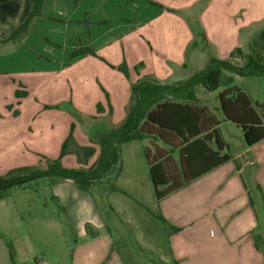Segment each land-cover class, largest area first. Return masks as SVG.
<instances>
[{"label": "crops", "instance_id": "0c3cea01", "mask_svg": "<svg viewBox=\"0 0 264 264\" xmlns=\"http://www.w3.org/2000/svg\"><path fill=\"white\" fill-rule=\"evenodd\" d=\"M23 1L25 4L19 9L18 18V9L6 2L7 10L0 12V20L16 19V22H21L30 8L29 0ZM151 1L159 6L148 0H77L76 3L72 0H43L42 14L32 21L27 35L15 41L16 45L10 49L0 51V85L4 80L9 81L13 86L10 94H15L16 89L26 91L25 96L2 99V105L16 103L13 107L20 111L22 117L24 109L33 107L40 110V105L34 102L39 94L29 89L24 81L36 82V90L39 91L40 83L51 84L48 88L52 89L55 81L91 83L101 72L105 76L103 91L99 89L100 94H86L82 100L74 101V106H87L90 115H107L106 91L111 102L110 121L119 125L129 101V81L121 72L95 56L84 54L69 60L68 53L73 46H88L112 65L125 60L130 81L144 74L169 81L175 72L192 63L190 55L195 51L185 57V47L191 37L189 30L164 6L188 8L197 0L182 3L177 0ZM224 2L236 3L237 6L228 11V5L213 6L216 0H211L200 14L219 58L228 57L239 46L236 42L239 28L264 18V0ZM238 9H241L240 15L247 14L241 22ZM208 11L209 16L206 15ZM50 17L62 21H54ZM50 46H53L51 50ZM55 46L63 48L61 56L52 53ZM48 50L51 52L48 53ZM139 62L143 63V67L137 75L134 66ZM77 63L81 64L80 71L76 73ZM110 76L113 79H109ZM60 95L57 99L66 98L65 94ZM97 102L102 103V113L96 112ZM217 119V130L226 143L231 159L157 202L158 212L166 220L163 223L170 231L169 264H264V139L252 146H248L243 139L246 146L240 145V149L234 152L222 132L226 121H222V117ZM31 128L30 131L24 125L19 135L18 128L13 127L2 136L5 138L0 140V173L4 174L14 167L37 166L41 157L35 150H38L36 146L40 145L44 128L36 120L31 122ZM78 131L75 125L73 134L80 145H93L87 134L85 137ZM12 155H18L13 158L16 163L8 165ZM69 155L73 154L64 155L62 159ZM19 156L22 159L17 161ZM246 178L250 180V185ZM171 226L180 230L172 231ZM84 258L89 264H124L117 252H88Z\"/></svg>", "mask_w": 264, "mask_h": 264}, {"label": "rangeland", "instance_id": "374dc122", "mask_svg": "<svg viewBox=\"0 0 264 264\" xmlns=\"http://www.w3.org/2000/svg\"><path fill=\"white\" fill-rule=\"evenodd\" d=\"M183 1L185 0H177L179 3ZM210 1L197 0L188 8L164 6L167 12L175 14L189 30L191 37L185 47V57L195 51V54L190 55L192 63L185 69L175 72L167 81L168 83L190 77L205 66L210 55H217L211 36L206 34L208 30L200 17ZM6 2L18 9L16 10V18H18L19 9L24 6V1L0 0V12L7 10ZM227 5L228 11L237 6L236 3L225 4L224 0H216L213 6ZM240 12L241 9H238V14ZM209 14L210 11L206 15L209 16ZM238 16L240 22L247 18L246 13ZM18 23L16 19L0 20V51L8 50L16 45L14 40L4 39ZM261 29H264V18L239 28L236 42L243 49L244 55H235L234 63L238 65L245 63V54L250 51L251 40ZM50 47L51 50L53 46ZM158 47L161 49L160 44ZM53 49L52 53L55 55L61 56L64 53L63 48L55 46ZM50 50L48 53L51 52ZM256 53L261 60H264V42L257 47ZM128 56L131 55L128 53ZM123 61L125 60H121ZM80 64L77 63L74 69L76 73L80 71ZM142 67H139V72L135 70L134 72L139 75ZM227 76L233 79L231 85L239 87L254 101H264V75L238 76L224 72L223 78ZM104 77L101 72H98L97 78L91 83L70 81L65 84L55 81L52 84L54 89L48 88L51 84L40 83L39 91L36 90V82L26 80L24 82L28 88L39 94L34 102L40 105V110L37 111L33 107L24 109L22 117L20 111L13 107L16 103L6 102V106L2 105V99L8 100L10 96H15L10 94L13 86L9 81L4 80L0 85V140L4 139L5 137L2 136L13 127L18 128L17 133L20 135L24 125L31 131L33 120L41 122L44 129L40 145L36 146L38 150H35V153L41 157L36 164L37 167H44L46 166L44 157L58 156L59 146L67 135L71 122H74L79 129L78 132L85 137V129L97 137L98 133H103L108 127H116L110 119L105 118L106 115H92L99 116L100 120H88L86 117L90 114L87 111L90 109L87 106L86 108L74 106V101L82 100L86 94H100V90L103 91ZM21 85L24 87V84ZM222 89L223 85L213 91H208L200 85L195 89L196 97L209 107L216 118L222 117L218 100V93ZM60 94H65L66 98L57 99L61 97ZM34 102L32 101V104ZM61 103L68 104L70 107H62ZM18 104L17 101V106ZM72 110L78 114L77 118L71 113ZM222 132L226 135L234 152L240 149V145L246 146L241 129L231 121H226V125L222 126ZM147 144L149 145L147 141L141 140L121 144L119 175L114 179L113 176L107 180L103 179L97 185L96 193L82 190L73 182L55 177L37 179L26 186H14L6 191L0 199V264H89L84 258L86 253L107 251L119 253L124 264H169L168 234L170 231L166 224L156 217L159 213L158 201L144 154V147ZM93 145L96 151L88 164L95 162L97 157L98 145L94 143ZM74 156L69 155L64 160L61 158V163L66 167H77ZM17 157L18 155L9 156L7 164L16 163L13 158ZM21 159L22 157L19 156L17 161ZM245 180L250 185V180L248 178ZM111 184L116 185V191L110 190Z\"/></svg>", "mask_w": 264, "mask_h": 264}, {"label": "trees", "instance_id": "16d2710c", "mask_svg": "<svg viewBox=\"0 0 264 264\" xmlns=\"http://www.w3.org/2000/svg\"><path fill=\"white\" fill-rule=\"evenodd\" d=\"M43 0H29L30 8L24 19L19 22L4 40L18 41L24 38L32 21L41 16ZM159 6L158 3L148 0ZM76 3L77 0H72ZM54 21H62L50 17ZM45 41L50 42L48 38ZM264 42V29L258 31L251 40L250 51L245 54V63H234L233 57L243 56V49L235 47L226 58L210 55L205 66L190 77L168 83L159 80L152 74H144L135 81H130L128 66L125 61L118 65L108 63L103 57L88 46H73L68 59L89 54L119 70L129 80V101L122 122L116 127H110L97 137L85 129L91 143L98 145V155L95 162L88 164L95 154L93 145H80L73 134L74 122L70 123L69 131L60 145L56 158H46V166H20L0 174V199L6 191L14 186H26L30 182L46 177L71 180L78 188L96 193L95 189L103 179L117 177L120 172V145L133 140L147 141L144 154L149 165V176L154 188V194L159 202L164 197L188 185L197 177L231 159L223 138L217 130L219 120L213 115L207 105L196 97V86L200 85L208 91L223 89L218 93L219 109L222 121H231L241 131L245 143L252 146L264 139V101H254L249 94L239 87L231 85L232 77L223 78V73L249 76L264 75V60L256 53L257 47ZM139 62L134 70L139 72ZM26 95V91L15 90L16 97ZM108 102L106 119H110L111 106ZM62 107L68 104L61 103ZM47 107V106H46ZM70 107V106H69ZM98 113L104 108L101 102L96 103ZM74 117L78 116L73 110ZM86 119L100 120L99 116L89 115ZM150 146L152 148H150ZM75 155L77 167H66L61 163L64 155ZM111 191H116L111 184ZM156 217L165 222L161 214ZM172 231L180 228L171 226ZM10 249H12L10 245ZM10 256L12 253L10 252Z\"/></svg>", "mask_w": 264, "mask_h": 264}]
</instances>
